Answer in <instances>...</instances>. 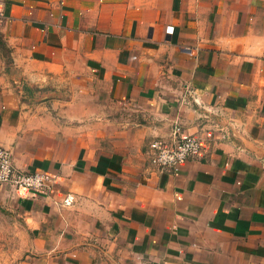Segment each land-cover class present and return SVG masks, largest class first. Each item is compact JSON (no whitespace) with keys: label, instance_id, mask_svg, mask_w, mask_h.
Wrapping results in <instances>:
<instances>
[{"label":"crops","instance_id":"obj_1","mask_svg":"<svg viewBox=\"0 0 264 264\" xmlns=\"http://www.w3.org/2000/svg\"><path fill=\"white\" fill-rule=\"evenodd\" d=\"M0 148V264H264V0H0Z\"/></svg>","mask_w":264,"mask_h":264},{"label":"built area","instance_id":"obj_2","mask_svg":"<svg viewBox=\"0 0 264 264\" xmlns=\"http://www.w3.org/2000/svg\"><path fill=\"white\" fill-rule=\"evenodd\" d=\"M210 113H216V110ZM149 147L158 169L172 173L205 148L202 140L194 136L182 137L177 143L152 141ZM52 183L53 179L45 173H25L15 169L10 151L0 148V185L50 195Z\"/></svg>","mask_w":264,"mask_h":264}]
</instances>
